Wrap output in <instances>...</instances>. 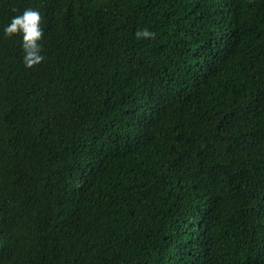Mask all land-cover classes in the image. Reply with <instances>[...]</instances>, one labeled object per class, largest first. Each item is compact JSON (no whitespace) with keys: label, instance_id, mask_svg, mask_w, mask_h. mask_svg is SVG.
<instances>
[{"label":"trees","instance_id":"trees-1","mask_svg":"<svg viewBox=\"0 0 264 264\" xmlns=\"http://www.w3.org/2000/svg\"><path fill=\"white\" fill-rule=\"evenodd\" d=\"M0 264H264V0H0Z\"/></svg>","mask_w":264,"mask_h":264},{"label":"clouds","instance_id":"clouds-1","mask_svg":"<svg viewBox=\"0 0 264 264\" xmlns=\"http://www.w3.org/2000/svg\"><path fill=\"white\" fill-rule=\"evenodd\" d=\"M2 34L5 37L19 35L23 51L22 62L25 67H32L45 59L42 44L43 36L41 15L33 8H24L18 14L10 17L9 23L3 26ZM134 36L137 39L153 38L155 33L147 27L139 28Z\"/></svg>","mask_w":264,"mask_h":264}]
</instances>
